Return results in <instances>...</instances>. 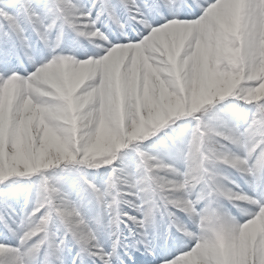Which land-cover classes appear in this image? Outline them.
I'll use <instances>...</instances> for the list:
<instances>
[{"label": "clouds", "instance_id": "clouds-1", "mask_svg": "<svg viewBox=\"0 0 264 264\" xmlns=\"http://www.w3.org/2000/svg\"><path fill=\"white\" fill-rule=\"evenodd\" d=\"M33 2L39 12L35 18L20 17L15 30L0 31V51L9 59L7 68L0 67V77H19L22 85L53 57L79 60L102 56L114 43L131 42L136 31H147L146 23L158 26L157 17L179 18L174 13L181 9L179 5L176 9L158 7L153 15L142 0H132L135 11L132 7L122 9L120 22L115 23L107 13L92 15L90 5L101 4L100 0H77L73 12H46L44 0ZM255 7L249 6L246 53L257 41L259 14ZM159 66L160 79L169 92L183 98L163 58ZM222 66L230 67L226 63ZM123 78L128 79L127 65ZM151 80L148 91L160 104V81L155 77ZM143 85L141 79V89ZM248 88L242 85L233 96H214L209 107L191 115L187 114V104L186 114L176 116L160 104L161 121L150 115L155 109L137 110L139 90L121 99L99 77L73 96L75 105H83L78 113L51 89L48 95H39L22 87L15 105L16 119H20L26 97L41 106L44 121L77 155L84 174L111 181L108 199L113 213L123 218V226L97 232L95 239L82 244L76 235L77 217L70 211L79 206L78 186L66 181L53 197L46 190L45 177L66 175L61 168L29 173L24 164H18L13 166L16 171L12 176L0 180V185L16 190V202L21 196L24 200L19 212L13 206L12 212L0 210V219L7 217L11 224L6 242L16 245L24 264H75L77 258L80 264H101L93 258L97 244L111 254V264H117L120 250L147 255L154 264H172L177 257L194 251L211 252L221 237L229 244L238 242L242 227L264 208V100L259 107L246 102ZM74 117L81 124L79 140L72 135ZM101 119L123 148L99 155L87 151ZM31 133L30 160L36 168L43 125L38 128L33 122ZM14 139L15 127L9 153L14 151ZM50 156L54 161L59 159L57 154ZM121 176L123 179L112 180ZM80 211L85 213V207ZM145 213L149 215L144 223H133ZM202 259L203 264H213L211 256Z\"/></svg>", "mask_w": 264, "mask_h": 264}, {"label": "bare ground", "instance_id": "bare-ground-1", "mask_svg": "<svg viewBox=\"0 0 264 264\" xmlns=\"http://www.w3.org/2000/svg\"><path fill=\"white\" fill-rule=\"evenodd\" d=\"M122 1L125 3V8L132 7V2L128 0ZM145 1L149 4L152 3L151 0ZM167 1L168 0H164L166 3ZM236 1L237 0H209L208 4L205 5V7L208 5L210 6L209 12L205 14L206 17L214 19L218 15L225 16L224 18H221V20L224 21L220 20L221 22L219 21V24L218 22H215L216 24L210 22L201 28L198 27L200 26V23L196 25L195 22H192L194 16L193 14H190L188 17L184 14L181 16L180 19L184 17V20L186 21L183 27H188L189 32L194 33L195 29H197L196 27L201 28L199 30L203 32L196 40L197 43L193 47L194 55L183 63H179V58L185 54L186 47L192 45V42H190L192 39L190 35L193 36V34L188 33V35L184 37V42L181 47H173V38L176 36L179 25L182 23L173 22L170 25H165V27L159 31L158 28L163 25L162 23H168L162 21V25H158L159 27L149 28L152 30L155 28V34H152L151 36V38L154 39L152 43L143 39L144 30L140 29L135 32L131 42L121 41L114 43L111 48L105 51L104 55L97 56L96 58L78 60L74 57L64 56L63 58L65 61H60L57 57H53L50 61L44 63L45 66L40 69L41 72L39 74L32 75L28 80L23 82V85L18 77L20 90L23 87L39 95H48L49 93L47 90L51 89L61 98L68 100L70 104H72V110L78 113L83 105H75L72 102L73 96L90 80L99 77L102 81H106L109 88L114 90L117 93V96L121 99L124 98L126 94L135 95L139 90L140 94L137 102V110L139 111L141 107L155 109V111L151 112L150 115L157 120L162 121L164 119L160 104L163 105L170 115H180L181 113L176 108L179 97L170 93L163 80L160 79V71L162 70V67L159 66V61L161 58L166 61L167 65L170 66L175 79L179 81V85L191 83L199 84L203 81L199 57L206 53L210 45L222 43L227 36H233L236 38L239 37L241 44L237 51H240L239 54H242L243 50L245 51L246 49V46L244 45H246L247 42V39L241 38L244 32L243 30L245 29L243 27V21L249 13V6L254 5L255 0L248 1L246 6L243 4L239 5ZM51 2L58 5L56 9L62 12H73L76 6L74 0H51ZM104 10L107 12V8ZM118 11H120V6L117 9V12ZM116 15L117 14H113L112 19L115 23H119L120 21L118 22ZM174 15L176 16L177 13H174ZM35 17L36 16H33V18ZM260 30L256 27L257 41L260 39ZM263 53L264 46H257L256 48H252L251 51V54L254 57L263 55ZM126 65L128 70L127 81L123 78V72ZM152 77H155L160 81V104H157L153 100L152 95L148 91L151 87ZM141 79L144 81L142 89L140 88ZM242 80L243 75L240 76L239 80L236 82L237 84H233L232 78H227L224 82L225 86L221 91L222 95H229L230 92L235 91ZM4 95V85H1L0 99L3 100ZM28 113H30V115H26ZM20 115V119L17 120V122L20 127L19 134L21 137L15 146L17 147L15 152L9 155L10 153L8 154L7 150L4 148L5 139L1 137V129L5 124L6 118L0 110L1 167L6 165L7 162L11 160L12 163L14 162L16 165L24 164L29 173H35L56 164L69 163L71 159L77 157V155L70 150L68 145L64 143V141L56 134L55 130L47 125L43 119L42 107L39 105L36 107L32 102L31 97H26L23 110ZM58 119L62 118L58 117ZM33 122H36V126L38 128L43 125V133L40 137L39 146L36 149V168L31 166V146L28 143V139L32 135L31 126ZM80 128L81 124L79 120L74 117L71 120V130L75 140H79L80 138ZM93 144L95 145L94 152H101L111 148L120 149L121 146H123L119 138L116 137L107 127L103 119H101L96 126L95 140L93 141ZM50 153L57 154L59 159L54 161L51 158ZM45 158H47L46 162ZM85 178L86 177H80L77 179L76 184L79 189L77 198L81 204L86 193L87 197L90 199L89 201L91 202L87 204V210H89L91 214L85 219H82L78 215H74L77 217L75 224V228L77 230L76 235L82 244L89 242L90 236L96 230L107 233L116 225H120L121 227L123 226V218H119L113 213V204L108 199L111 191V182L107 185V190L103 191V194H98L94 197L97 198V202H94L93 196L95 195L96 189H93L92 186L88 187V185H86ZM119 178L120 177H117L113 180ZM121 194L127 193L122 192ZM52 196L55 197L54 195ZM23 203L24 200L21 196L18 202H16V198L13 199L12 206L14 205L16 211L19 212ZM70 211L72 212V210ZM147 218L148 215L145 213L143 216L137 217L136 219H142L145 222ZM140 222L142 223V221ZM251 223L250 227L245 225L246 231L250 230V233L252 234V239L248 244V248H250V250L246 247V251H248L246 254H243L244 256L242 257V260L235 262V259L230 256L233 245H230L221 237L220 244L217 245L216 249L211 252L207 249H201L199 252L194 251L189 253L186 256V259H184L185 262L203 264L202 258L206 259L211 256L213 264H232V261L234 264H264V211L260 210ZM4 231L5 229L2 225H0V234ZM121 240H124V238L121 237ZM125 243H128V241H125ZM117 244H120V241H117ZM121 248L123 249V246H121ZM99 253L102 255H98ZM95 254L97 258L94 256L93 258L100 260L101 264H111V254L105 252L102 245H96Z\"/></svg>", "mask_w": 264, "mask_h": 264}, {"label": "rangeland", "instance_id": "rangeland-1", "mask_svg": "<svg viewBox=\"0 0 264 264\" xmlns=\"http://www.w3.org/2000/svg\"><path fill=\"white\" fill-rule=\"evenodd\" d=\"M105 4L108 3V0H102ZM205 0H202L204 2ZM248 1L250 0H237V4L239 5H244L246 6L248 4ZM33 0H16V3L20 5L22 9H26L27 6L32 3ZM115 0H111V4H117ZM254 5L255 10L259 14V21L256 25V27L261 31L259 35V40L257 41V44L260 46H264V0H255ZM33 16H36L35 14H31L29 18H33ZM201 16H198L194 21L200 22V26L203 28L206 24H209L210 22L213 24H216L215 22H218L221 20V18H224L225 16L218 15L216 18H206L205 20H200ZM248 15H246V19L243 21V27L245 28L243 31V34L241 36L242 39H247V29H248V21H247ZM224 21V20H221ZM220 21V22H221ZM18 23V22H17ZM198 25V23L196 24ZM195 29V32H189L188 27H179L177 30L176 36H174V46L176 47H181L184 42V37L188 35V33L193 34L190 35L192 38L190 42H192V45L186 47L185 54L179 58L180 62L183 63L185 62L188 58H191L194 53H193V47L197 43L196 40L202 35V31L199 30L201 28ZM165 39V38H164ZM163 40V39H161ZM154 40H152L153 42ZM149 42V43H152ZM235 42V44L233 43ZM241 44L240 38L236 37H228L223 40L222 43H218L216 45H210L208 50L206 51L205 54H202L199 57L200 63H201V70L203 74V81L200 82L199 84L191 83V84H186V85H179V81L176 79V83L180 88V91L183 95V98L179 97L177 101L176 108L178 111L181 113L180 115H184L185 113V105H188V111L187 114L191 115L192 113L206 109L209 107L212 103L213 97L214 96H220V97H228V96H233L236 92L237 89H240L242 85H248V91L244 96V100L248 103L255 104L259 107V103L264 100V53L263 55L256 56L254 57L251 54V51L246 53L243 50L242 54H239L240 51H237L239 49V46ZM255 45L254 48L257 46L260 47L259 45ZM247 48V42H246ZM174 64L173 62H171ZM199 63V62H198ZM227 64L230 67L225 68L222 65ZM219 64V65H218ZM218 65V67H217ZM214 67V69H213ZM243 75V80L240 82V85L235 91L230 92L229 95H222L221 91L223 87L225 86L224 82L227 78L231 77L232 78V83L237 84L236 82L239 80L240 76ZM19 80H8L5 79L2 82H0V86L4 85L5 89V95L4 99H0V110L3 112V116L6 118L5 124L3 125L1 129V137L5 139V144L4 148L8 152V145L10 141V135L12 133L13 127H15V139L12 142V147L14 151L12 153L8 154L11 155L15 152L16 144L19 142L20 139V134H19V129L20 127L18 126V122L16 119V110L14 113H10V108H15L17 98L21 92L20 87H19ZM258 84V87H252V85ZM9 85H11L10 89ZM200 92V93H199ZM16 95V99L14 100V96ZM123 99V98H122ZM36 107L38 105H35ZM23 110H20V114ZM21 116V115H20ZM95 145L93 142L88 146L87 151L89 153H95L97 155L102 154L106 151L103 150L101 152H94V147ZM121 146V148H123ZM120 148V149H121ZM16 165L14 162L12 163L11 160L7 162L6 165L3 167L0 166V180H7L10 176H12L13 172L16 171V169L13 167ZM54 167H59L61 168V171L65 173L66 175H59V176H54L55 179L52 177H45V186L46 190L52 194L56 195L60 188L59 186L61 184H64L66 181H71L73 184L77 183V179L80 177H86V185L92 186L93 189H96L95 195L93 198L98 195V194H103L105 190H107V185L111 182L108 178L100 179L99 177L96 178H90L89 176L85 175L84 172L81 170L83 167V163L78 160V157H75L74 159H71L69 163H61V164H56L53 166H50L49 168L43 169V170H50ZM36 173V172H35ZM117 177H112V180ZM119 179H123L121 176ZM77 185V184H76ZM101 190V191H100ZM102 192V193H101ZM99 199V197H98ZM90 199L87 197L86 193L83 197L82 203H79V206L74 205L72 210L73 215H78L81 218L88 217L91 213L89 210H87V204L91 203L89 201ZM97 202V198H94V202ZM14 207V205H13ZM81 207H85V213L80 211ZM264 211V208H263ZM241 233V231H240ZM243 233V232H242ZM95 234V233H94ZM97 235V234H96ZM96 235L93 239L96 238ZM92 239V240H93ZM252 239V234L248 232L246 235H241L239 236V241L233 242L230 245H233V248L230 252V256L235 259V262H238L242 260L243 254L247 253L246 247L248 248V244L250 240ZM221 238L218 240V244H220ZM1 241V240H0ZM250 250V248H248ZM186 259V257L184 258ZM177 264H193L191 262L186 263L185 260L179 261ZM232 264L233 261H232Z\"/></svg>", "mask_w": 264, "mask_h": 264}, {"label": "snow or ice", "instance_id": "snow-or-ice-1", "mask_svg": "<svg viewBox=\"0 0 264 264\" xmlns=\"http://www.w3.org/2000/svg\"><path fill=\"white\" fill-rule=\"evenodd\" d=\"M77 3V0H74ZM111 0L107 4H91L92 15L95 17L98 13H107L105 8H108ZM58 5L53 4L51 0H44V11L54 10ZM158 7H163L162 4H156L154 10ZM31 14L38 15V9L34 2L30 3L26 9H22L16 0H0V31L15 30L17 22L20 17L29 18ZM14 63V61H11ZM9 66L8 54L0 51V67L7 68ZM3 79V77H0ZM17 193L13 187H4L0 185V210L8 209L9 212L14 211L12 201L16 198ZM0 225L3 226L8 234L11 224L7 217L0 219ZM7 236V235H6ZM6 236L3 241H0V264H24V256L17 250L16 245L11 241L6 242ZM131 255V259L129 258ZM75 264H80L79 258L76 259ZM117 264H154V261L147 255H141L139 252L119 251V260Z\"/></svg>", "mask_w": 264, "mask_h": 264}, {"label": "trees", "instance_id": "trees-1", "mask_svg": "<svg viewBox=\"0 0 264 264\" xmlns=\"http://www.w3.org/2000/svg\"><path fill=\"white\" fill-rule=\"evenodd\" d=\"M219 65V64H218ZM218 65H217V67H218Z\"/></svg>", "mask_w": 264, "mask_h": 264}]
</instances>
